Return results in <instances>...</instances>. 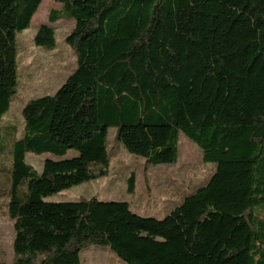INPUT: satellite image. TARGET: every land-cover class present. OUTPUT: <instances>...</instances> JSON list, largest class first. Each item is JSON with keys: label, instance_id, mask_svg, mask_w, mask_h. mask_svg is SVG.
Here are the masks:
<instances>
[{"label": "trees", "instance_id": "trees-1", "mask_svg": "<svg viewBox=\"0 0 264 264\" xmlns=\"http://www.w3.org/2000/svg\"><path fill=\"white\" fill-rule=\"evenodd\" d=\"M53 1L48 23L74 22L64 41L76 68L21 109L8 152L11 264H80L89 246L124 264H264V0ZM41 2L0 0V122L17 88L16 34ZM33 43L53 48V27ZM109 129L149 166L175 164L183 135L215 172L161 220L96 198L44 202L107 176ZM69 150L40 174L25 162Z\"/></svg>", "mask_w": 264, "mask_h": 264}, {"label": "rangeland", "instance_id": "rangeland-1", "mask_svg": "<svg viewBox=\"0 0 264 264\" xmlns=\"http://www.w3.org/2000/svg\"><path fill=\"white\" fill-rule=\"evenodd\" d=\"M46 0L42 1L45 5ZM51 0H49L50 8ZM48 9L41 5L33 16L28 29L16 34L18 82L8 112L0 122V264H11L13 259V222L7 216L11 170L8 154L11 143L24 133L21 109L31 99L53 95L66 78L75 70V55L64 38L72 29L73 21L59 20L50 23L55 32L53 48L35 46L33 37L40 25L47 22ZM115 129L107 133V148L112 151L106 177L92 180L64 190L44 199L47 203L77 202L80 199L96 198L100 202H122L130 211L142 218L163 219L179 206L182 200L206 185L215 172V164L204 163L197 146L183 135H179L178 159L173 165L149 166L143 158L127 153L115 142ZM77 153L69 150L64 156L27 153L25 162L38 174L45 160L61 161L73 158ZM135 175L133 194L126 192L129 175ZM90 247L109 253L95 255L90 262L87 252ZM81 264H124L108 249L89 246L80 253ZM119 261V262H118Z\"/></svg>", "mask_w": 264, "mask_h": 264}, {"label": "crops", "instance_id": "crops-1", "mask_svg": "<svg viewBox=\"0 0 264 264\" xmlns=\"http://www.w3.org/2000/svg\"><path fill=\"white\" fill-rule=\"evenodd\" d=\"M42 1H44V0H42ZM41 7H42V10H44V9H48V5H49V0H46V3H45V5H42V2H41ZM61 7V5L60 4H57V3H55L53 0H51V3H50V8L48 9V13H49V11H50V9H59ZM48 13H47V17H48ZM70 22V21H69ZM43 24H46V25H49V26H51L49 23H48V21L46 22V23H43ZM42 24V25H43ZM72 24V28H73V26H74V23H71ZM52 27V26H51ZM4 192H6V191H2L1 192V195H3L4 197V199H6V195H7V193L5 194ZM89 251L87 252V254H88V259L90 260V262H98L97 260L96 261H94L95 260V255H101V254H104V255H108L109 256V253H106L105 251H100V250H98V249H95V247H90L89 249H88ZM95 256V257H94ZM119 262V261H118ZM80 264H81V259H80Z\"/></svg>", "mask_w": 264, "mask_h": 264}]
</instances>
